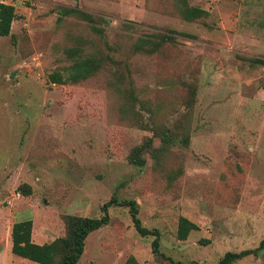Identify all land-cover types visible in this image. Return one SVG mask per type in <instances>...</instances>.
<instances>
[{
    "label": "rangeland",
    "instance_id": "1",
    "mask_svg": "<svg viewBox=\"0 0 264 264\" xmlns=\"http://www.w3.org/2000/svg\"><path fill=\"white\" fill-rule=\"evenodd\" d=\"M0 37V264L100 218L78 264H218L264 239V0H14ZM65 8L78 9L84 20ZM93 70L76 82L77 62ZM21 191L30 194L23 196ZM184 217L198 229L177 238ZM232 264H264V246Z\"/></svg>",
    "mask_w": 264,
    "mask_h": 264
},
{
    "label": "trees",
    "instance_id": "2",
    "mask_svg": "<svg viewBox=\"0 0 264 264\" xmlns=\"http://www.w3.org/2000/svg\"><path fill=\"white\" fill-rule=\"evenodd\" d=\"M65 11L68 14L73 13L84 20L90 19L89 15L78 9L65 8ZM15 18L16 14L14 8L0 3V37H6L11 33V26ZM70 69L73 73L67 77L62 76V74L58 72L49 74L48 79L50 83L64 84L67 81L76 82V80L88 75L94 68L90 61H84L73 64ZM21 194L23 196H28L30 193L21 191ZM111 206L128 208L131 223L140 237L155 236L151 244V251L156 253L159 247L157 235L155 232H151L142 226L138 218V208L135 201L129 200L118 203L113 198L102 205L103 216L100 218L78 217L73 215L65 216V236L57 238L48 244L38 245L32 241L31 220L14 223L10 233L11 253L37 264H78L84 251L85 240L89 234L109 224L110 218L108 209ZM197 229L198 227L194 223L181 217L178 220L177 238L184 241L191 231ZM263 246L264 239L256 249L227 252L220 259L218 264H232L248 255L257 253ZM135 264L137 263L135 262Z\"/></svg>",
    "mask_w": 264,
    "mask_h": 264
},
{
    "label": "built area",
    "instance_id": "3",
    "mask_svg": "<svg viewBox=\"0 0 264 264\" xmlns=\"http://www.w3.org/2000/svg\"><path fill=\"white\" fill-rule=\"evenodd\" d=\"M12 1L14 0H0V3L7 5V6H12ZM13 7V6H12Z\"/></svg>",
    "mask_w": 264,
    "mask_h": 264
}]
</instances>
